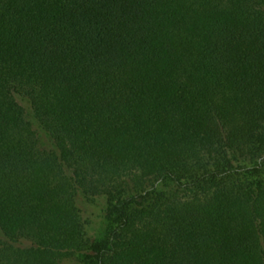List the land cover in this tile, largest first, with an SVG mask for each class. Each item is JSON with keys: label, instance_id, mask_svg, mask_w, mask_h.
<instances>
[{"label": "trees", "instance_id": "obj_1", "mask_svg": "<svg viewBox=\"0 0 264 264\" xmlns=\"http://www.w3.org/2000/svg\"><path fill=\"white\" fill-rule=\"evenodd\" d=\"M260 123L264 0H0V264H264Z\"/></svg>", "mask_w": 264, "mask_h": 264}, {"label": "rangeland", "instance_id": "obj_2", "mask_svg": "<svg viewBox=\"0 0 264 264\" xmlns=\"http://www.w3.org/2000/svg\"><path fill=\"white\" fill-rule=\"evenodd\" d=\"M256 99H258L259 94L254 95ZM259 100V99H258ZM22 102L28 108L29 115H33V111L31 110L30 103L27 100H23ZM253 104H248L249 110L251 112H259L258 105L254 101H250ZM264 130V124L260 123L257 126V130ZM44 143L50 146L49 137L43 134ZM84 215L88 220V236L91 237L95 246L91 252H88L79 257L67 258L62 261L60 264H95L96 262V254L97 250L103 246H106L109 241V229H110V220L107 200L105 198H98L94 202L83 201Z\"/></svg>", "mask_w": 264, "mask_h": 264}]
</instances>
